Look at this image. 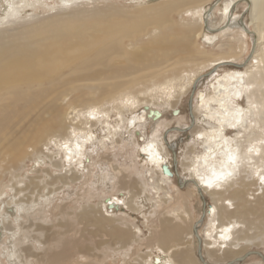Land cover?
Instances as JSON below:
<instances>
[{"label":"bare ground","instance_id":"1","mask_svg":"<svg viewBox=\"0 0 264 264\" xmlns=\"http://www.w3.org/2000/svg\"><path fill=\"white\" fill-rule=\"evenodd\" d=\"M84 1H56L64 4L60 6L43 0H0V93L20 95L28 101L22 106L27 112L20 114L16 108L11 123L27 138H20L12 147L13 137L8 135L9 131H0V154L3 147L11 152L8 164L1 166L0 181L5 171H15L24 166L26 160L47 159V167L36 169L26 180L20 179L18 173L12 174L14 181L0 187V259H4L5 264H30L33 259L42 264L63 263L62 253L51 252L54 234L58 232L53 229L59 223L57 211L63 212L64 206L57 203L58 191L69 183L84 180L90 181L91 196L78 211L75 222L68 223L69 230L74 229L73 225L80 218L89 221L94 228L122 226L115 237H110L113 241L117 239L121 246L116 252L112 247L105 248L102 255L90 254L93 248L78 247L79 254L87 260L71 259L66 264H97V260L106 255L114 260L118 253L126 264H133L134 256L129 259L130 252L136 255L137 264H199L190 248L192 217L188 199L183 193H177V188L175 192H168L167 186H173L172 181L160 170L163 165H170L169 144L165 146L154 134L138 147L140 161L133 162V157H129L131 164L124 168H110L100 162L108 144L112 146L114 158L116 152L121 155L119 151L126 150L130 143L136 144L134 137L128 141L124 134L144 126L147 108L175 105L191 89L206 63L209 68L224 64L234 69L213 77L215 80L209 83L208 93L198 90L194 95L192 133L199 151L195 153L190 148L192 153L186 158L183 171L194 187L205 191L212 199L206 226L202 228L206 238L204 250L212 260L237 259L233 256L246 245L231 246L248 238V215L255 213L263 201L252 206L246 193L251 187H259L261 193L264 192V0H244L250 3L253 22L260 25L256 24L257 29L249 32L255 36V49L242 69L235 62L247 48L241 36L226 47V52L215 56L205 52V47L198 43L203 36L208 43H213L219 35L216 30L220 26L211 22V13L206 16L205 8L213 0H142L138 7L140 16L120 21L119 15L114 14L111 22L101 16L108 10L99 5L91 6L90 0ZM237 1L222 2L220 20H228ZM40 8L42 13L38 11ZM86 11L83 17L81 14ZM182 14L189 18H182ZM86 19L90 21L85 22ZM239 21L237 25L242 26ZM242 27L238 33L248 35ZM139 36L142 38L135 41ZM125 40L129 43L125 44ZM119 49L123 56L116 54ZM162 53L174 60L167 64L170 59L156 60ZM91 58L100 60L94 67L99 72L98 77L104 75L99 78L102 83L70 86L48 99L32 100L24 96L23 89L35 90L77 65L85 68L83 63ZM119 68L132 75L123 82L121 87H124L105 83L106 74L110 70L116 74ZM74 92L79 95L72 94L74 97L66 100V96ZM140 102L149 105L143 106L141 113L137 112ZM0 111L2 125L7 118L3 109ZM25 144L28 145L24 147ZM43 146L48 151L50 147L56 151L44 153ZM91 146L93 152L88 150ZM86 151L95 157L91 163H85ZM55 154H61L62 159L53 158ZM64 165L68 172L52 174L51 167ZM122 172L132 178L136 190L121 189L124 192L116 190L108 197L103 195V188L113 189ZM6 187L12 194L2 200V195L8 196ZM96 193L101 195L98 209L89 204ZM170 201L177 203V208L173 207L169 214L165 205ZM146 206L159 210L156 226L149 224L152 223L150 217L154 216L145 214ZM49 211L51 218H47ZM129 213L135 216L130 217ZM137 216L141 217L139 222ZM129 217L131 222L126 221ZM260 218L256 215L253 220L261 221ZM240 224L244 227L240 228ZM143 230L147 232L144 238L141 237ZM142 239L147 240L146 245L153 252L142 256L137 248H130L131 242ZM235 240L238 241L234 244ZM218 251L220 255L214 256Z\"/></svg>","mask_w":264,"mask_h":264},{"label":"rangeland","instance_id":"2","mask_svg":"<svg viewBox=\"0 0 264 264\" xmlns=\"http://www.w3.org/2000/svg\"><path fill=\"white\" fill-rule=\"evenodd\" d=\"M43 1L50 3L55 2L58 3V5L60 6H64L63 3L56 2L60 0H43ZM81 1L83 2L84 0ZM141 1L142 0H90L89 4H92L91 6L99 5L105 10H108L109 11L108 13L104 12L101 16L105 19H109V21L111 22V19H114L113 17H111V15L114 14L119 15L118 17L120 21H125L126 18L140 16L141 13L138 11V7H141ZM213 1L214 2H212L209 6H206L205 8L207 13L206 16L211 13L210 14L211 16L209 17L211 22L220 26V28L216 30L219 32V35L218 37H216V39H214L213 41L214 44L208 43V41L203 38L204 36L198 40V43L200 44V46L205 47L204 49L205 52H208L210 55L215 56L221 52H226L225 51L226 47L228 45H233L234 41L241 36V38L244 41H246L247 48L240 56V58H238L235 62L239 64V66H241L240 68L242 69L246 62V59L247 60L249 59V57L251 56V54L255 49L254 45L256 40H255V36H253L249 32H246L248 35H244V36L243 34L240 35L238 32H240L242 26L246 30L253 32L257 29V25L260 24L259 22L258 23L253 22L252 12L250 14V9H251L250 3L244 0H239L235 3L232 9L233 12H231V16L228 18V20L219 19V13L221 12V9L222 10L224 9L223 6L224 3H222L224 2V0H213ZM89 4H84L85 5L84 7H90ZM212 9L214 11H212ZM42 10L40 8L38 11L42 13ZM86 13L87 11L81 15L83 17H86L87 15ZM0 16H2V11L0 12ZM172 17L175 19V13L172 14ZM185 17L186 19L189 18L187 16H183L182 14V18ZM238 20H240L239 22L242 24V26L237 25ZM89 21L90 19H86L85 22H89ZM196 29L197 28H195V30ZM230 35L231 36L233 35V38ZM141 38L142 37L139 36L136 38L135 41L137 40L139 41ZM128 43H129L128 40H125V44ZM220 46L223 47L220 49ZM188 49L193 56H197L194 55V53L190 48ZM121 52L122 49H119L116 51V54L118 55L120 54L121 56H123ZM165 58L170 59V61L166 62L165 64L170 63L174 60V58L171 59V56H164L163 53L156 60H161ZM99 61H100L99 59L91 58L90 60H87L83 63L85 65V68H80L79 65H77L76 67H74V70H70V71L64 70L63 72L65 74H63L62 76L55 77L50 82H45L40 84V86H38V88L35 90L31 89L30 91V89H23L22 92L24 96L31 97L32 100H37L42 98L48 99L53 93L68 88L70 86L78 85L79 87L80 86L84 87L85 85L102 83L103 81H101V79L99 78H102L104 75L98 77L99 72L95 70L94 67L96 66V63ZM125 65L130 67L131 64L125 61ZM207 65L208 63H206V65L203 66L204 68L203 67L201 68L203 70L201 74L198 76L195 83L192 85L191 89L188 92H186L184 95H182L179 98V100L175 103V105H173L172 107L157 106L154 108L146 109L148 116L144 118L143 121L144 128L143 127L134 128L124 134V138H126L128 141H130V138L134 137V140H136V144L130 143V145L126 147V150H124L125 152L119 151L121 155L117 154L116 152V158L112 156L111 154V152H113L112 146H109L110 144H108V148L106 150H103V154H105V157L103 161H101L100 163H102L104 166L107 165L110 168L117 166L124 168L125 165L131 164L130 163L131 161L133 162L140 161L141 155H137L138 147L141 146L146 140L151 138V136L156 134L157 138H159L163 142V144H165V146H168L169 144L168 151H169L170 165L167 167V175L170 177L173 186L171 184L167 186L168 192L171 193L173 191L175 192V188H177L176 192L177 193L179 192V194L183 193V196L188 199L187 203L192 217L191 219L192 231L190 235L192 240H191L190 248L192 250V253L197 257V261L199 262V264H262L260 263V261L264 262V192L261 193L262 189L259 187H251V190L247 191L246 193L247 199L249 200V204L252 206L255 205L258 201H262V200L263 201L260 205H258L255 213H250L248 215V220H250L248 226L246 227L247 234L249 235L248 238L243 241L235 240L234 244L236 243V241H238V243L231 246V248H234V247H240L246 245L238 255L233 256V258L236 257L238 258L235 260L234 259L233 260L222 259L220 261L212 260L208 256L207 252L204 250V247L206 246L204 239L206 238L203 237V229L205 228L204 226H206V222L208 219L207 211L209 210V208L211 209L212 199L208 193L194 187L193 184L190 181H188L189 178L188 174L183 171V168H185L184 162L188 160L186 158L189 157L192 153L190 152V148H192V151L195 153L199 151L198 146L196 145V142L193 139V133H192L193 132L192 130L194 128L193 127L194 123L192 120L193 119L192 109L195 105L194 95L199 91L208 93L211 89L209 83H211V81H214L217 75L234 69L233 66L229 67L224 64L218 65L216 67L211 66L210 69L209 66L207 67ZM118 70L119 72L116 74L112 72V70H110L106 74L104 82L113 83L115 86L120 88L123 85V82L131 79L132 75L129 74L130 71H125L123 68H119ZM31 92H35V93L31 94ZM83 92L85 93L84 90L82 91V93ZM72 94L77 95L78 92L70 93L68 96H66V100L68 98L72 99L74 97ZM12 95H13L12 93L10 94H5L4 92L0 93V110L3 109L7 118V122L5 124L2 125L0 124V131L2 133H4L5 131L6 132L9 131L8 135L13 137V143L11 145L12 147H14V145L20 138L23 137L27 138L26 135H21V133H18V128L16 126L11 125L12 121L14 120V110L17 108L20 114H25L27 112V109L22 108V106L28 101L25 100L23 96L20 95L12 96ZM80 96L84 97L85 95L81 94ZM143 106L145 108L146 106L149 105L140 102L139 105L137 106L138 109L137 112L139 113L143 112L144 110ZM174 110L177 111L179 110V113L174 115L173 114ZM155 112L159 113L160 116L157 117L158 115L156 116L154 114ZM159 121L162 122V124L160 123L158 124L157 122ZM167 141L168 143L166 144L165 142ZM27 145L28 144H25L24 147ZM43 147H44V149H42L43 152L47 154H50L52 151H56V149H54L53 147H50L49 151L45 149V146ZM127 148H129V150ZM3 150L4 151L0 154V170H1V166H6L11 159L10 150L7 147H3ZM27 150L30 151L31 147L28 146ZM88 150L93 152L94 147L92 146L88 147ZM85 155H86L85 163H91L92 162L91 159L94 160L95 158L94 156L88 154L87 151ZM129 157L130 159L131 157H133L131 161L129 160ZM53 158L60 160L62 159V155L55 154L53 155ZM23 165L24 166L22 167L19 166L18 169H16L15 171L13 169L12 170L9 169L5 171L3 173V179L0 181V187L4 186L5 184L8 185L14 181V178L11 177L12 174L18 173L19 174L18 177L20 179L26 180L27 176L31 175V173L36 169L46 168L47 159H45L44 161H42V159H37L36 162L32 159L26 160ZM67 170L68 167L65 165L57 168L51 167V172L54 175L64 174L65 172H68ZM160 170L161 172H163L162 169ZM9 178L11 179L9 180ZM248 178H250V176H248ZM86 180L89 181V179ZM89 182L86 183L83 180L81 182L69 183L68 186H64L62 189L58 191L57 203L58 202L60 204L63 203L64 206H63V212H60L59 209L57 211L59 223L55 225L56 227L54 226L53 229L58 232L54 234L55 239L52 242L53 251L51 250V252L54 254H56V252H60L64 255L63 257H61L62 259L61 262H63L61 264L70 263L73 259L87 260V258L79 254L80 248L82 247L93 248V250L89 251L90 254L96 252L97 254L102 255L101 251H103L105 248L112 247V249L113 250L115 249L114 251L116 252L119 250V247L121 246V243L117 239L113 241L111 240L110 237H115L116 233L119 232L120 227L122 226L113 227L110 225H106L103 227L94 228L92 225H90L89 221L80 218L76 220V223L73 225L74 229L69 230L68 223L75 222L74 220L77 217L78 211H80L82 208L85 207L87 198L91 196V191L89 190L90 185H88ZM103 189L104 192H102V194L105 195L106 197H108V195L110 194L116 193V190L126 189L131 192L136 190L132 178L130 176H124L123 172L119 175L113 189H111L110 187L108 188V186H105ZM5 190H7L6 192L8 193V196L2 195L1 196L3 197L2 200L8 199L12 194V190H10L9 188L6 187ZM43 190L44 192H46V189ZM149 191H154V190H149ZM120 192H124V191L121 190ZM64 194L65 196L63 198ZM149 196L153 197V193ZM100 197L101 195L99 193H96V195H93V197L90 199L89 204H91L92 207H94L95 209L100 208L101 206ZM148 201L151 202V200ZM148 205L149 204H147V206ZM147 206L144 208L143 211L144 212L146 211L145 214L149 213L151 216L152 215L154 216L153 218L150 217L151 220L149 222L152 223L149 224L151 226L152 225L156 226L158 223L159 210L157 211V207L154 208V206L153 207L152 206L147 207ZM55 207L56 206H54V208ZM173 207L177 208V203H174L173 201L167 202L165 205V209L166 211H169V214L171 213L170 211ZM228 208L230 207L228 206ZM256 215L261 216L260 218L261 221L253 220V218ZM129 216L134 217L135 215L129 213ZM51 217H52L51 211H49L47 214V218H51ZM130 217L126 220L127 222H131ZM137 219H138L137 221L139 222V220H141V217L137 216ZM243 227L244 224H240V228ZM145 234H147V232L143 230L141 237L144 238L146 236ZM146 244H147V240L142 239L139 240L138 242H131L130 248L133 249L137 248L140 254L143 256L144 253L153 252L151 247L147 246ZM78 247L80 248L78 249ZM38 248L39 247L37 246V249ZM219 255H220V251L214 253V256H219ZM121 257L122 254L119 255L118 253L113 260L112 256L106 255L102 257L100 260L98 259L97 264H106V263L126 264L125 260ZM131 257H133L134 259L133 258L131 259ZM135 257L136 255H133L130 252L129 259H131V262L133 264H137V262L134 261ZM33 260H31L32 262L30 261V264H33V262L34 264H42L36 262L35 259ZM5 263L6 261L4 259H0V264H5Z\"/></svg>","mask_w":264,"mask_h":264},{"label":"water","instance_id":"3","mask_svg":"<svg viewBox=\"0 0 264 264\" xmlns=\"http://www.w3.org/2000/svg\"><path fill=\"white\" fill-rule=\"evenodd\" d=\"M244 30H246V29L244 28ZM246 31H248V30H246ZM248 32H250V31H248ZM176 113H177V110H174V111H173V114H176ZM154 114H155L156 116L158 115L157 112H155ZM162 170H163V172L167 173V167H166L165 165H163ZM154 261L157 262V259L155 258Z\"/></svg>","mask_w":264,"mask_h":264}]
</instances>
